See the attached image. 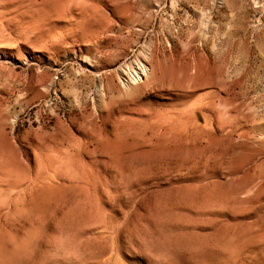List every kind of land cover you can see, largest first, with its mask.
Instances as JSON below:
<instances>
[{
    "label": "rangeland",
    "instance_id": "rangeland-1",
    "mask_svg": "<svg viewBox=\"0 0 264 264\" xmlns=\"http://www.w3.org/2000/svg\"><path fill=\"white\" fill-rule=\"evenodd\" d=\"M0 264H264V0H0Z\"/></svg>",
    "mask_w": 264,
    "mask_h": 264
}]
</instances>
